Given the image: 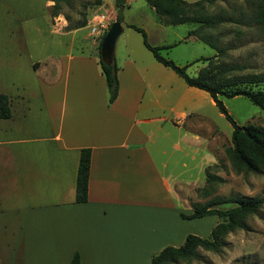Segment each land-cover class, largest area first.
I'll list each match as a JSON object with an SVG mask.
<instances>
[{"label": "crops", "instance_id": "obj_1", "mask_svg": "<svg viewBox=\"0 0 264 264\" xmlns=\"http://www.w3.org/2000/svg\"><path fill=\"white\" fill-rule=\"evenodd\" d=\"M53 5L0 0V93L11 109L0 118V264H71L75 253L79 264H150L184 239L185 194L216 162L213 100L125 46L108 104L96 44L71 52L81 27L60 30ZM165 36L157 45H170ZM86 147L87 200L76 202Z\"/></svg>", "mask_w": 264, "mask_h": 264}, {"label": "rangeland", "instance_id": "obj_2", "mask_svg": "<svg viewBox=\"0 0 264 264\" xmlns=\"http://www.w3.org/2000/svg\"><path fill=\"white\" fill-rule=\"evenodd\" d=\"M261 1L205 2V15L209 18H219L221 21L203 30L200 35L206 37L216 48L197 35L188 33L190 29L196 27L194 23H182L176 26L160 25L156 21V12L146 0H128V3L118 8L114 7L113 0H65L58 4V10L52 7V12L54 17L60 16L58 20L61 19L63 22L60 30L68 31L81 27L76 35L68 36L69 41L74 42L71 48V52L74 53L84 51L88 54L93 42L97 51L99 43L97 38L100 35L91 32V19L95 15L103 14L106 22L111 24L115 21L117 13L122 25V31L116 38L113 50L117 64L125 53V46L130 49V56L137 62L153 59L152 52L143 43L141 32L128 26L134 24L145 31L146 40L151 45H157L167 33L168 37L165 39L170 46L160 49L159 52L176 64L185 66L186 73L191 76L196 75L207 65V61L203 60L204 57H212V64H244L245 68L237 72V76L254 75L264 78V22H259L257 19ZM178 36L180 38H177ZM217 48H222V52H218ZM175 76L183 82L181 77ZM261 84L264 86V80ZM221 99L227 112L238 124L254 123L264 126V111L248 98L235 96L221 97ZM231 130L230 122L219 112L214 102L211 103L209 100V143L217 158L214 163L216 165L210 167L209 171L219 176L220 180L212 183L208 195L196 191L185 195L190 202L200 203L213 196L260 197L261 207L256 213L246 217L245 228L236 229L223 236V244L219 251L214 252L199 247L198 259L189 262L179 261L176 264H264V172H237L231 167L224 152V149L230 145ZM217 206L225 208L229 204L223 203ZM185 208L183 206L182 211H185ZM219 219L216 215L183 219L181 231L183 235L192 233L209 237L211 228ZM183 241L184 239L176 242V246Z\"/></svg>", "mask_w": 264, "mask_h": 264}, {"label": "trees", "instance_id": "obj_3", "mask_svg": "<svg viewBox=\"0 0 264 264\" xmlns=\"http://www.w3.org/2000/svg\"><path fill=\"white\" fill-rule=\"evenodd\" d=\"M65 0H54L53 7L58 10V4ZM126 0H113L115 8L121 7ZM153 7L157 14V19L165 25H175L179 23H194L196 27L189 30V34H195L212 47L216 46L200 33L215 26L221 20L219 18H209L205 15V2L212 0H146ZM257 19L264 22V0L259 4ZM116 21L120 22L116 13ZM128 26L141 32L144 45L152 52L155 60L171 68L179 75L187 85L194 86L207 91L214 104L225 118L230 122L232 130L230 133V145L225 149V155L231 167L237 172L263 173L264 172V126L254 123L238 124L227 112L221 97L244 96L253 104L264 111V78L260 76H237V72L245 68L244 64L232 63L212 64V57H204L207 65L201 68L196 75H189L185 71V66L176 64L169 58L164 57L159 52L162 48L170 45H151L146 40L145 31L134 24ZM106 32V31H105ZM101 34L97 46V58L101 74L104 77L107 90V103L110 104L117 96L118 65L114 58L110 63H105L100 58V43L104 36ZM222 52V48H217ZM11 114L8 96L0 93V118H7ZM90 163V148H81L75 179V201L85 202L87 200V187ZM216 164L209 165L206 169L205 184L195 189L202 195L209 194V187L212 183L219 181L220 177L209 171V168ZM191 212L180 213L184 219L200 218L207 215H216L219 219L211 228L209 237H202L196 234H187L182 244L178 246L167 245L158 252L152 254L150 264H176L179 261L189 262L199 258L198 248L217 252L223 244V236L228 232L246 227V217L256 213L262 204L260 197L248 196H213L204 202H190ZM229 204L228 207H220L218 204ZM71 264H79V256L75 253L71 259Z\"/></svg>", "mask_w": 264, "mask_h": 264}, {"label": "water", "instance_id": "obj_4", "mask_svg": "<svg viewBox=\"0 0 264 264\" xmlns=\"http://www.w3.org/2000/svg\"><path fill=\"white\" fill-rule=\"evenodd\" d=\"M122 31V25L118 21H113L106 30L100 43V58L105 63H110L113 58V50L116 38Z\"/></svg>", "mask_w": 264, "mask_h": 264}, {"label": "built area", "instance_id": "obj_5", "mask_svg": "<svg viewBox=\"0 0 264 264\" xmlns=\"http://www.w3.org/2000/svg\"><path fill=\"white\" fill-rule=\"evenodd\" d=\"M109 24L105 20V15H95L90 21L91 32L96 35H101L108 28Z\"/></svg>", "mask_w": 264, "mask_h": 264}]
</instances>
